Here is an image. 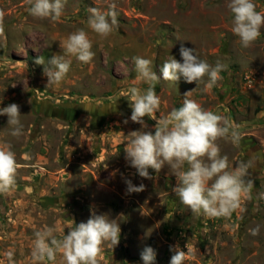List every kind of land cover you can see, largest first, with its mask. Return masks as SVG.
Here are the masks:
<instances>
[{
  "label": "rangeland",
  "instance_id": "374dc122",
  "mask_svg": "<svg viewBox=\"0 0 264 264\" xmlns=\"http://www.w3.org/2000/svg\"><path fill=\"white\" fill-rule=\"evenodd\" d=\"M115 3L119 26L101 39L87 27L88 9L107 10ZM228 0H66L57 21L26 11L28 0H0L4 32L0 34V108L20 106L23 135L12 137L7 117L0 116V144L9 143L20 165L16 186L0 194V260L13 250L16 264H31L34 232L45 225L60 238L72 224L86 222L95 210L118 218L120 242L102 245L100 264H143L140 252L151 246L156 264H169L179 245L190 256L184 264H264V201H244L230 217H195L173 192L175 177L167 166L155 177H139L125 159L127 134L139 130L122 90L136 79L133 57L152 61L161 77L157 118L182 104L184 93L205 110L230 116L243 139L239 147L218 141L229 166L255 155L250 169L255 194L264 191V28L249 48L232 31ZM264 13V0H254ZM79 29L92 41L95 57L84 64L75 57L59 86L46 87L45 61L63 55L60 42ZM193 48L209 64L227 65L222 80L209 92L203 85L164 81L159 69L179 49ZM207 80V77H205ZM15 85V86H14ZM141 90L148 87L137 82ZM85 108L87 110H85ZM128 119V123L123 121ZM154 131L155 120L144 117ZM125 179L145 190L126 195ZM260 226L259 235L250 229ZM57 255V261L60 260ZM6 264V261H5Z\"/></svg>",
  "mask_w": 264,
  "mask_h": 264
},
{
  "label": "clouds",
  "instance_id": "9594fccd",
  "mask_svg": "<svg viewBox=\"0 0 264 264\" xmlns=\"http://www.w3.org/2000/svg\"><path fill=\"white\" fill-rule=\"evenodd\" d=\"M26 8L29 15L38 19L57 21L63 13L66 0H28ZM227 9L233 16L232 33L239 38L244 49L251 47L261 36L264 28V13L257 11L254 0H228ZM116 4L110 3L107 10L90 7L87 27L101 39L108 38L118 29V13ZM4 13L0 10V34L4 32ZM63 55H54L47 62L43 56L34 61L43 65V75L47 77L46 87L59 86L70 71L71 60L75 57L79 62H92L95 53L92 41L84 29H79L60 42ZM181 60L173 56L162 63L159 71L164 81L176 84L181 77L191 84L203 85L202 92L211 91L223 77L222 71L227 65L219 60L213 66L201 59L196 50L184 47L179 49ZM137 73L133 86L121 91L126 96L131 108L130 120L141 127L127 134L124 147L125 159L129 166L136 170L139 177L153 180L149 169L159 173L165 166L175 177L173 192L190 213L195 217L208 218L230 217L241 209L244 201L255 199L257 204L264 201V191L253 197L255 184L250 178V169L255 167L258 157L241 159L234 167L229 166L227 155H221L218 141L223 139L239 147L243 139L239 126L234 124L230 116L205 110L195 100L190 99V90L184 93L182 104L173 108L166 116L157 118L155 113L160 107V97L155 85L161 80L153 70L152 61L141 56L132 58ZM207 77V80H205ZM148 85L141 90L137 82ZM15 86V85H14ZM85 110H87L85 108ZM0 116L7 117L10 135L19 138L23 135L20 106L11 103L0 108ZM155 120L154 131L146 130L148 125L144 117ZM128 123V119L123 121ZM20 165L16 153L9 143L0 144V194H7L16 186V176ZM126 195L140 193L145 190L143 183L134 185L132 180L125 179ZM67 234L60 238L54 235V229L45 225L34 232L30 259L31 264H100L102 245L110 244L113 248L120 242L121 227L118 218H110L108 214H97L91 211L86 222L72 224L67 227ZM253 236L259 235L260 226L249 230ZM185 252L177 244L170 246L173 255L169 264H184L192 250L186 245ZM60 260L57 261V255ZM157 252L151 246H145L140 252L143 264H156ZM16 264L13 250L4 254L0 264Z\"/></svg>",
  "mask_w": 264,
  "mask_h": 264
}]
</instances>
